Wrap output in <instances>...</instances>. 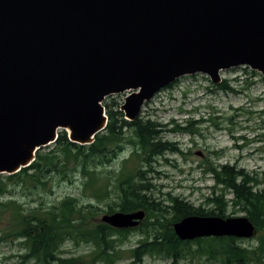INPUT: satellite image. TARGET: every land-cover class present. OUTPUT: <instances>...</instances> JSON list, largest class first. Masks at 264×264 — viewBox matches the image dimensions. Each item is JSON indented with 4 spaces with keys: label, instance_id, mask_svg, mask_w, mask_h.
<instances>
[{
    "label": "water",
    "instance_id": "1",
    "mask_svg": "<svg viewBox=\"0 0 264 264\" xmlns=\"http://www.w3.org/2000/svg\"><path fill=\"white\" fill-rule=\"evenodd\" d=\"M249 68L264 77V0H0V175L29 167L67 133L88 146L107 126L106 97L133 122L178 79ZM138 210L104 214L117 230L137 228ZM183 242L248 240L245 217L188 216L173 225Z\"/></svg>",
    "mask_w": 264,
    "mask_h": 264
},
{
    "label": "trees",
    "instance_id": "2",
    "mask_svg": "<svg viewBox=\"0 0 264 264\" xmlns=\"http://www.w3.org/2000/svg\"><path fill=\"white\" fill-rule=\"evenodd\" d=\"M261 81L264 84V77ZM218 89L235 92L225 81ZM103 107L106 110L107 106ZM106 116L105 131L91 145L73 144L67 133L60 131L56 142L41 148L29 167L14 175H0V241L18 243L15 264H122L123 254L128 255L124 257L128 264H143L146 257L175 264L195 254L205 255L213 264H264V189H259L262 182L234 166L211 167L208 173L214 187L204 199L211 209L195 208L169 194L157 200L150 193L154 187L146 174L165 153L182 152L176 144L162 141L161 134L166 130L154 121L138 117L128 122L122 113L107 110ZM171 123L172 132L196 135L204 121L187 118L183 127ZM126 145L132 149L130 157L117 170H108ZM130 162L135 164L132 169L128 167ZM145 167L147 171L142 170ZM76 179L81 180L79 196L48 201L54 194L53 183L72 184ZM227 195L231 196L228 200ZM24 198H30V202ZM228 206L233 212H244L254 225V246H242V240L230 237L183 242L175 236L173 225L185 217L227 218ZM138 210L144 211L145 219L135 229L117 230L98 221L101 213ZM133 232H138L140 239L134 247L122 251L127 236ZM66 244L85 245L89 252L62 257ZM191 245H196V250Z\"/></svg>",
    "mask_w": 264,
    "mask_h": 264
},
{
    "label": "rangeland",
    "instance_id": "3",
    "mask_svg": "<svg viewBox=\"0 0 264 264\" xmlns=\"http://www.w3.org/2000/svg\"><path fill=\"white\" fill-rule=\"evenodd\" d=\"M252 72L254 71L243 67L220 72L221 83L225 81L235 92L219 90L218 85H214L206 75L185 76L143 105L138 117L164 127L166 131L161 134L162 141L176 144L182 152L165 153L152 164V172L146 174V179L154 187L150 193L155 199L164 200L165 195L169 194L184 199L195 208L209 210L212 206L205 205L204 199L210 195L214 181L208 169L224 165L243 170L262 182L259 189H264V84L261 81L262 75L254 72L258 75L254 76ZM130 93L106 97L102 105L107 106L106 110L112 113L120 112V107ZM187 118L204 121L199 134L171 131L174 128L171 121L183 127ZM131 151V147L126 145L124 153L108 170H117L119 164L130 157ZM128 167L132 169L135 164L130 162ZM147 169L145 167L142 170ZM74 181L72 184L53 183L54 194L48 201L54 203L66 196H79L81 180ZM228 198L231 196L227 195L226 199ZM24 201L30 202V198H24ZM100 206L105 209L103 205ZM235 211L228 206L225 215L227 218L245 216L244 212ZM103 215L101 213L98 216L99 222ZM139 239L138 232L130 233L121 247L122 251L134 247ZM255 243V236L241 241L242 246L247 247L254 246ZM191 248L194 251L197 247L191 245ZM19 251L18 243L1 240L0 264H15ZM63 252L62 257L65 258L85 255L89 252V247L66 244ZM127 256L123 254L120 263L128 264L129 261L124 259ZM143 264L173 263L146 257ZM175 264L213 262L208 261L205 255L195 254Z\"/></svg>",
    "mask_w": 264,
    "mask_h": 264
}]
</instances>
